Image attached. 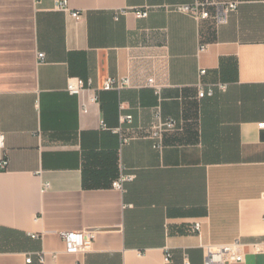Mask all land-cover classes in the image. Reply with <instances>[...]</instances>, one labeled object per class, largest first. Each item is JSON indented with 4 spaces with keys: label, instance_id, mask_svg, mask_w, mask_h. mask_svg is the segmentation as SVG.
<instances>
[{
    "label": "crops",
    "instance_id": "obj_1",
    "mask_svg": "<svg viewBox=\"0 0 264 264\" xmlns=\"http://www.w3.org/2000/svg\"><path fill=\"white\" fill-rule=\"evenodd\" d=\"M58 1L0 0V264H204V246L236 240L231 264H264V0H239L220 27L164 7L194 0H67L80 20ZM70 77L92 81L88 113ZM110 77L131 85L100 89ZM159 104L181 128L162 151L148 138ZM121 114L125 144L101 126ZM121 173L135 179L117 190ZM81 230L93 249L67 252L59 232Z\"/></svg>",
    "mask_w": 264,
    "mask_h": 264
},
{
    "label": "built area",
    "instance_id": "obj_2",
    "mask_svg": "<svg viewBox=\"0 0 264 264\" xmlns=\"http://www.w3.org/2000/svg\"><path fill=\"white\" fill-rule=\"evenodd\" d=\"M239 0H194L191 3L185 4H168L165 9L169 12H178L187 14L193 17L197 23L204 21L211 22L215 27H220L228 24L230 16L236 12L239 8ZM56 8L62 11H70L68 8V1L62 0L56 3ZM127 10H120L116 14L118 19L120 15H126ZM70 14L76 20L82 18V13L79 11H70ZM134 14L138 18H146L149 16V8H138L134 10ZM206 48V45L201 46V51ZM38 64L45 62V53L39 52L37 55ZM207 70L201 69L200 77L205 76ZM131 85V81L128 77H110L106 79L102 87V90H122ZM148 86L155 89L156 94L160 98L161 87L156 86L154 79H149ZM222 89L226 88L225 84H220ZM92 87V81H86L81 77H70L67 83V91L76 95L80 102V111L85 114L90 111L91 104H99V98L96 94H91L86 97V92ZM200 90L198 97L204 98L207 95L213 94V88L205 89L202 84H199ZM159 100H162L161 98ZM123 109V105L120 106ZM133 116L131 114L120 115V126L117 128H110L106 122L101 121V126L107 130H112L115 133L120 134L121 143L125 144L130 142L133 138L125 136L123 134L122 124L131 123ZM260 127L264 129V122L260 124ZM178 120L164 116L160 104L156 107L154 112L153 122L149 128L148 138L153 141V147L156 150L162 151L165 147V138L167 134L180 130ZM5 144V135L0 131V146L3 148ZM8 160L3 155L0 160L1 168H6ZM135 179L134 174L121 175L112 183L113 188L117 190H124L126 182L133 181ZM49 188V183L43 185V191ZM201 228V222L197 221L191 225L193 232L199 231ZM66 244V251L74 254L87 253L93 249L94 242L96 240V231L93 230H81V231H62L59 232ZM33 238H41L43 234L32 233ZM253 249L257 253L264 252V242L256 243L253 245ZM204 264H231L235 262H244L245 260V244L240 240H236L232 243L220 244V245H206L204 246ZM40 260L43 262V255H40ZM166 260H170V256L167 255ZM32 258L29 257L27 262H31ZM77 264H80L79 262Z\"/></svg>",
    "mask_w": 264,
    "mask_h": 264
}]
</instances>
